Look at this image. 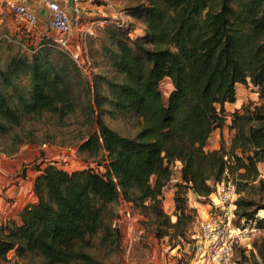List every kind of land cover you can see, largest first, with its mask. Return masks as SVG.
<instances>
[{
  "label": "trees",
  "instance_id": "1",
  "mask_svg": "<svg viewBox=\"0 0 264 264\" xmlns=\"http://www.w3.org/2000/svg\"><path fill=\"white\" fill-rule=\"evenodd\" d=\"M127 11L142 17L145 30L130 38V29L119 23L104 26L101 53L115 77L96 76L89 85L74 59L53 49L55 38L30 57L10 56L0 68V134L32 115L72 112L85 95L97 106L96 131L78 151L99 166L104 162L103 171L89 165L69 171L41 160L32 184L36 200L20 210L18 221L0 225V263H10L13 251L14 264L35 257L41 264H101L85 247L99 233L102 243L114 241L113 203L123 200L161 214L154 206L177 160V218L165 217L158 237L185 232L183 186L208 196L228 175L237 190L257 178L258 164L264 163V105L234 109L229 124L224 113L225 104L236 100L237 83L250 82L264 98V0H148ZM163 78L172 84L166 97L159 87ZM103 110L136 117L137 132L114 130L102 119ZM224 124L234 132L229 147L220 134L219 147L206 150L214 129ZM235 204L238 217L264 228V214L257 215L264 203L240 196Z\"/></svg>",
  "mask_w": 264,
  "mask_h": 264
},
{
  "label": "rangeland",
  "instance_id": "2",
  "mask_svg": "<svg viewBox=\"0 0 264 264\" xmlns=\"http://www.w3.org/2000/svg\"><path fill=\"white\" fill-rule=\"evenodd\" d=\"M77 2L79 8L73 11L72 15L70 14L72 32L69 48L80 59L90 60V64H87L82 74L85 82L91 85L96 76L115 77L114 70L101 53V41L106 37L104 26L109 22L119 23L122 28L130 29V38L143 34L145 27L142 17H130L127 10L131 6L145 5L148 0H77ZM62 4L65 6L68 3L63 1ZM56 36L49 27L39 32L36 27L26 26L1 6L0 68L4 67L10 56L22 53L30 57L33 51L43 47L41 45L48 39L53 40ZM53 49H59L71 57L56 44ZM22 83L26 81L22 80ZM159 87L166 97L172 89L170 79L163 78ZM104 90L103 86L101 91ZM8 91L11 92L10 89ZM89 98H91L90 94ZM87 99L88 96H81L79 104L72 112L64 115L50 112L32 115L23 118L20 124L14 126L8 133L0 134V155L7 157L10 151L16 148L15 157L23 160L22 165L25 166V170L23 175L17 176L31 179V171L41 160L54 162L58 167L69 171L88 165L100 171L104 170L102 166L104 162L99 166L97 161L86 159L84 154L81 155L78 151L80 142L96 131L97 106ZM105 103L101 104L103 109L107 107ZM255 104L264 105V98L259 96L257 87L250 82L237 83L236 100L225 104L226 123L229 124L230 114L234 109ZM101 117L111 128L125 135H134L140 126L139 120L130 115H116L103 110ZM227 124H224L222 129H214L215 132L211 136L214 139L218 133H221L224 146L228 148L234 132L227 130ZM180 164L178 160L173 163L171 178L162 190L157 207L154 206L161 210V214L145 213L141 205L136 206L123 200L113 203V208L118 213L115 219L118 234L113 235L114 241L110 242L108 239L102 243L100 241L102 233H99L91 238L92 246L85 247V251L97 258L101 264H167L168 260H172L174 264H195L193 235L199 230L200 221L208 206L209 195H198L192 189L183 186L186 197L185 213L189 216L184 234L173 237L169 234L163 237L157 236L159 231L166 229L163 224L165 217H168L170 222H174L177 218L174 195L178 184L181 183ZM26 169L30 171L29 175ZM258 169L257 178L242 185V190H237L234 179L228 175L227 178L213 184V192H216L223 183L224 186L233 187L234 204L240 196L255 204L264 203V163L258 164ZM149 203L150 201L145 202V204ZM263 214L264 211L259 209L257 215ZM233 219L235 224L247 229L246 235L236 246L233 264H264V228H258L254 220L238 217L235 213ZM168 230L170 233L173 231L172 228ZM20 264H41V260L35 257L30 261L22 260ZM68 264L85 263L79 261Z\"/></svg>",
  "mask_w": 264,
  "mask_h": 264
},
{
  "label": "built area",
  "instance_id": "3",
  "mask_svg": "<svg viewBox=\"0 0 264 264\" xmlns=\"http://www.w3.org/2000/svg\"><path fill=\"white\" fill-rule=\"evenodd\" d=\"M29 1L3 0L2 5L26 26L35 27L39 18ZM37 1L49 12L48 26L57 35L56 45L69 53L80 68L85 69L87 64H90V60L80 59L69 48L72 32L70 12L60 0ZM233 193L231 185L224 186L222 183L216 192L209 195L208 206L200 221L199 230L193 235L195 264H233L236 246L247 233L245 227L234 222ZM167 264L174 263L168 260Z\"/></svg>",
  "mask_w": 264,
  "mask_h": 264
},
{
  "label": "crops",
  "instance_id": "4",
  "mask_svg": "<svg viewBox=\"0 0 264 264\" xmlns=\"http://www.w3.org/2000/svg\"><path fill=\"white\" fill-rule=\"evenodd\" d=\"M0 0V7L2 5ZM63 1L70 0H60ZM32 8L36 11L38 15V25H36L37 31L41 32L48 28V19L49 12L48 10L41 6L37 0H30ZM68 12L72 15L73 11H76L79 8V3L77 0H73L70 4L64 6ZM76 48V47H75ZM77 49V48H76ZM226 107V106H225ZM215 130L212 132V134ZM211 134V135H212ZM220 134L213 139V136H210L205 145L206 150L216 149L220 145ZM16 155V153H14ZM14 154L9 156L0 155V225L5 223L8 220L19 219L20 210L27 204L32 203L36 200V196L32 189L33 179L37 174V171L34 169L31 171L32 178L28 180L22 176L25 166L22 165L23 160L16 158ZM181 166V164H180ZM27 175L30 171L26 169ZM8 258H10L13 263L16 258L13 256V251L8 253Z\"/></svg>",
  "mask_w": 264,
  "mask_h": 264
},
{
  "label": "water",
  "instance_id": "5",
  "mask_svg": "<svg viewBox=\"0 0 264 264\" xmlns=\"http://www.w3.org/2000/svg\"><path fill=\"white\" fill-rule=\"evenodd\" d=\"M71 3V0L70 1H68V4H70Z\"/></svg>",
  "mask_w": 264,
  "mask_h": 264
}]
</instances>
